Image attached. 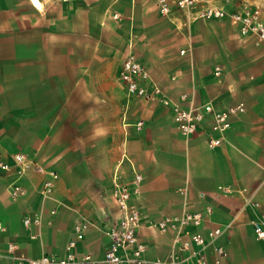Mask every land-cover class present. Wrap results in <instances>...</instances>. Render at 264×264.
Listing matches in <instances>:
<instances>
[{
  "label": "crops",
  "instance_id": "obj_1",
  "mask_svg": "<svg viewBox=\"0 0 264 264\" xmlns=\"http://www.w3.org/2000/svg\"><path fill=\"white\" fill-rule=\"evenodd\" d=\"M210 1L164 14L156 0H0V154L22 151L60 174L44 198L48 176L36 166L23 177L0 169V264H16L9 243L33 258L63 255L80 220L91 225L79 251L103 258L119 217L114 182L132 187L135 171L144 176L134 202L147 257L167 258L174 239L149 220L210 206L203 231L227 225L222 264H264L253 226L264 214V43L229 18L198 15L243 2ZM131 51L184 106L244 102L246 111L219 146L209 144L211 116L185 136L170 105L128 92L120 72ZM15 181L26 189L17 198L9 190ZM38 214L41 224L26 227L25 217Z\"/></svg>",
  "mask_w": 264,
  "mask_h": 264
},
{
  "label": "built area",
  "instance_id": "obj_2",
  "mask_svg": "<svg viewBox=\"0 0 264 264\" xmlns=\"http://www.w3.org/2000/svg\"><path fill=\"white\" fill-rule=\"evenodd\" d=\"M33 1V0H32ZM161 12L170 14L174 6L187 9L196 6L200 0H176L172 4L169 0H156ZM198 15L202 18H229L238 25L241 34L252 36L257 43H264V18L259 7L248 2L243 3L235 10H228L221 5H209L202 8ZM185 50H182L184 53ZM215 75L221 76L223 69L221 65L215 67ZM121 80L126 84L131 95L147 99L160 100L173 108L175 120L181 132L185 136L195 134L206 117L211 116V131L214 133L209 140L212 147L219 146L226 137V132L232 126L234 116L244 113L246 105L240 102L225 108H217L213 103L208 102L201 106H184L181 101L171 98L163 88L152 77L149 69L140 61L136 53L131 51L123 61ZM183 100L188 99L187 94L182 95ZM142 122H139L141 125ZM36 166L40 171L47 174V178L41 187L44 198L52 196L60 174L56 170L47 169L38 164L34 159L22 151L11 153V159H5L0 154V169L11 171L16 170L19 177L27 174L28 170ZM143 175L135 171L134 185H124L119 181L114 182V195L119 208L117 222L112 225L107 234L110 243L99 259L92 253H81L80 243L85 238L86 232L91 223L80 220L75 225L73 236L65 245L63 255L57 253H44L33 258L18 252L19 248L15 243H9V251L16 264H97L103 261L109 264H210L211 255L214 256L216 264H222L229 255L227 244L218 242L226 232L227 225L218 224L207 232L203 228L210 221L212 207L205 211L185 210L181 213L167 215L160 220H149L148 226L161 232H172L174 234L172 252L167 258H149L146 256L147 245L138 235L143 223V212L135 204L134 196L141 190ZM10 195L17 198L26 193V189L19 182L15 181L9 186ZM204 195V192L201 193ZM260 206L259 202H254ZM57 209H52L56 213ZM42 217L38 214L35 218L26 216L24 224L30 227L33 224H41ZM254 230L259 239L264 241V214L253 220ZM6 226L0 220V231H5ZM36 237V235H32Z\"/></svg>",
  "mask_w": 264,
  "mask_h": 264
},
{
  "label": "rangeland",
  "instance_id": "obj_3",
  "mask_svg": "<svg viewBox=\"0 0 264 264\" xmlns=\"http://www.w3.org/2000/svg\"><path fill=\"white\" fill-rule=\"evenodd\" d=\"M222 1L228 2L229 0H211L210 2H208V4H210V3H217L218 4L219 2H222ZM242 2L243 3L244 2H251V3L255 4L256 6H258L261 9L262 15L264 17V0H233V4L236 5V6L239 5Z\"/></svg>",
  "mask_w": 264,
  "mask_h": 264
},
{
  "label": "bare ground",
  "instance_id": "obj_4",
  "mask_svg": "<svg viewBox=\"0 0 264 264\" xmlns=\"http://www.w3.org/2000/svg\"><path fill=\"white\" fill-rule=\"evenodd\" d=\"M33 2H35V0H33Z\"/></svg>",
  "mask_w": 264,
  "mask_h": 264
}]
</instances>
